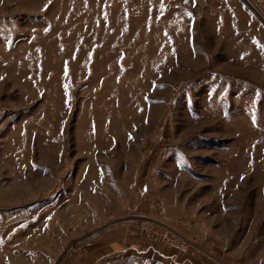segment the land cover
Wrapping results in <instances>:
<instances>
[{
  "label": "rangeland",
  "instance_id": "rangeland-1",
  "mask_svg": "<svg viewBox=\"0 0 264 264\" xmlns=\"http://www.w3.org/2000/svg\"><path fill=\"white\" fill-rule=\"evenodd\" d=\"M247 1L0 0V262L125 230L187 264H264V0Z\"/></svg>",
  "mask_w": 264,
  "mask_h": 264
},
{
  "label": "crops",
  "instance_id": "crops-1",
  "mask_svg": "<svg viewBox=\"0 0 264 264\" xmlns=\"http://www.w3.org/2000/svg\"><path fill=\"white\" fill-rule=\"evenodd\" d=\"M74 255V254H73ZM9 261V260H8ZM0 264H5L0 262ZM9 264V262H7ZM58 264H187L165 246L144 244L125 230H109L93 237L70 260Z\"/></svg>",
  "mask_w": 264,
  "mask_h": 264
},
{
  "label": "built area",
  "instance_id": "built-area-1",
  "mask_svg": "<svg viewBox=\"0 0 264 264\" xmlns=\"http://www.w3.org/2000/svg\"><path fill=\"white\" fill-rule=\"evenodd\" d=\"M165 242L169 243L171 246L181 250V251H188L189 246L186 243L183 242H179L176 239H174L173 237H165L162 239Z\"/></svg>",
  "mask_w": 264,
  "mask_h": 264
},
{
  "label": "bare ground",
  "instance_id": "bare-ground-1",
  "mask_svg": "<svg viewBox=\"0 0 264 264\" xmlns=\"http://www.w3.org/2000/svg\"><path fill=\"white\" fill-rule=\"evenodd\" d=\"M244 1H246L250 6L252 5L249 1H247V0H244ZM251 7L253 9V6H251Z\"/></svg>",
  "mask_w": 264,
  "mask_h": 264
}]
</instances>
